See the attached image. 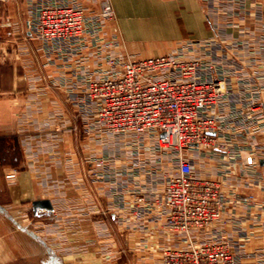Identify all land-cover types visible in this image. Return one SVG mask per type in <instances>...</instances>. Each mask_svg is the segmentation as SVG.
I'll list each match as a JSON object with an SVG mask.
<instances>
[{
  "label": "crops",
  "instance_id": "0c3cea01",
  "mask_svg": "<svg viewBox=\"0 0 264 264\" xmlns=\"http://www.w3.org/2000/svg\"><path fill=\"white\" fill-rule=\"evenodd\" d=\"M119 1L121 20L129 0L122 7ZM224 1L163 0L157 26L167 28L169 36L147 52L169 54L182 43H208L215 46L219 61L234 63L245 79L258 80L264 102V0H244L241 10ZM28 5L26 0H0V264H31L37 256L40 264H107L106 254L127 251L140 254L136 264H163V252L186 247L187 237L170 229L169 211L158 200L170 166L159 164L158 154L147 150L159 169L139 205L148 202L151 207L137 216L127 195L130 202L123 210H111L110 189L129 176L113 184L97 180L93 172L99 169L87 160L117 153L112 164L125 167L132 151L123 138L95 136L98 124L92 114L77 115L72 95L80 90L73 82L82 54L48 53L29 30ZM128 50L142 51L133 44ZM87 52L85 64L100 61L94 50ZM196 53L189 56L201 55ZM218 139L235 148L227 152L195 145L187 156L196 177L220 180L228 207L211 228L192 230V237L201 241L222 235L241 254L242 264H264V257L256 255L264 251V131ZM13 173L15 177H6ZM37 200H49L53 209L36 213Z\"/></svg>",
  "mask_w": 264,
  "mask_h": 264
},
{
  "label": "built area",
  "instance_id": "2783aa9c",
  "mask_svg": "<svg viewBox=\"0 0 264 264\" xmlns=\"http://www.w3.org/2000/svg\"><path fill=\"white\" fill-rule=\"evenodd\" d=\"M230 1L237 3L239 10L244 6V0ZM26 2L32 13L29 30L46 46L48 53L58 52L63 57L82 54V58L76 59L73 86L81 90L83 95L78 102L84 105L88 114L96 117L99 131L130 137L139 144L132 150V171L112 167L115 159L111 162V158L102 157L93 161L99 169L93 172L95 178L111 180L114 169L121 172L115 174V178L126 174L135 178L139 174L136 169L139 171L142 163L147 165L142 162L140 147L156 153L170 149L176 157L173 163L177 170L169 181L166 196L158 199L160 204L172 210L168 218L170 224H174L173 209L182 205L175 203L171 194H180L182 190L186 192L182 203L194 206L188 215L177 216L193 221L196 212L207 223L219 218L226 207L225 196L222 193L218 196L216 184L198 180L194 162L187 152L192 146L216 142L219 135L228 134L226 131L239 136L249 129L258 133L264 131L263 90L258 80L245 79L234 63L229 65L219 61L215 46L199 41L183 44L178 51L166 55L128 60L113 56L102 44L95 53L100 61L85 64L89 56L84 54H88V49L93 50L98 39L94 37L97 31L89 24L84 7L74 0ZM102 11L103 17L112 12L108 0L103 1ZM236 14L232 12L233 16ZM196 50L201 55L189 56ZM145 138L152 143H142ZM224 146L217 144L214 149L223 150ZM196 193L201 194L197 203L193 197ZM218 242L205 243L200 250L194 248V251L206 254L218 250L211 254L210 264H226L219 258L224 248L211 246ZM227 261V264H236L232 257Z\"/></svg>",
  "mask_w": 264,
  "mask_h": 264
},
{
  "label": "rangeland",
  "instance_id": "374dc122",
  "mask_svg": "<svg viewBox=\"0 0 264 264\" xmlns=\"http://www.w3.org/2000/svg\"><path fill=\"white\" fill-rule=\"evenodd\" d=\"M76 2H78L79 5H81L82 7H84L85 13L86 15L89 17V24H93V30L97 31L96 35L94 37H97L98 41L94 42L96 44H94L93 46V50L97 51L98 47L101 46L102 44L107 48V50H110V53L113 56V53H124L123 55H119L121 58H123L124 60H128V59H132V58H144V57H153V56H161V55H166V54H156V53H150L148 54L147 51H153L154 47H152L153 45H157L158 40H163L166 39V37L169 36V32L167 28H161L160 26H157V22L158 19L164 15V11L161 12L160 10L163 9V0H129V3H123V0L120 2L119 0H108V4H110L111 8H112V12L110 13L109 16L107 17H103V11H102V3L103 1H107V0H74ZM118 1H119V6H124L123 8V18L120 20V16L119 14H117V6H118ZM222 2V0H221ZM225 3L229 2L231 3V1L229 0H225ZM128 4V6H127ZM130 4L131 6L134 5V7H137L135 10H130ZM223 4V3H222ZM29 6V5H28ZM127 6V7H126ZM30 8V17L32 16L31 13V6H29ZM219 9V8H218ZM164 10V9H163ZM128 11V12H127ZM127 13V14H126ZM31 19V18H30ZM98 24V25H97ZM228 25H233V24H228ZM122 28H125L122 29ZM100 40V41H99ZM131 44H133L134 46H137L138 48H140L142 51H140V55L139 53H129L128 49H131ZM110 45V46H108ZM183 46V43L176 46V49L174 52L178 51L181 47ZM127 51V52H126ZM196 52H198L197 50L192 52V54H197ZM158 53V52H157ZM82 93L81 90L78 94H73L72 96L77 97L75 99V101L77 102L79 108L77 109V115L78 116H85L87 113L86 108L84 107V105H81L80 102H78V100L80 99V97H82ZM93 115V114H92ZM94 116V115H93ZM96 120V117H94ZM251 129H249L247 131V133L250 131ZM81 130L78 129V133ZM251 132V131H250ZM92 133H94L95 136H100V135H109V134H102L99 129H98V125L94 128V130L92 131ZM228 133L230 134L231 131H228ZM113 138H123L124 142H125V146L127 148H129L131 151L135 148L137 149L139 144L135 143L134 140H132V138L130 137H126V136H121V137H117L114 135H111ZM149 138H145V140L142 141V143L144 142L145 144H151L152 142H150L148 140ZM233 140H236L233 138ZM137 141V140H136ZM243 141H245L244 139L242 140V145L245 146L247 143H244ZM208 144H202L200 145L201 148L203 149H208V150H212L214 148V145L217 146V144H222L225 145L224 149H227V152H229L231 149H234L236 144H229L226 143L224 141L221 140H217L212 141L211 143ZM143 146V145H142ZM147 146V145H146ZM141 149V159L142 162H147V165H145L144 163H142L141 169L139 171H137L138 169H136V174L139 173L138 175H135L134 177H129L128 180H126L122 185L119 183H115V185L110 189V197L113 200V205H112V209L116 210L119 208L121 210H123L125 208L126 203L130 202L129 199H126L127 195H130V197L132 199V202L135 203L133 204L132 208H133V212L137 215V216H141L147 208H150L151 205H149V203L147 202V204L143 205L139 202H145L148 194L146 192V190H148V186L149 184H151L153 182V178L154 175L156 174L157 170L159 169L152 163L149 157V154H146L147 149H145L144 147H140ZM262 151H264V148H262ZM191 150V149H190ZM175 151V150H174ZM171 150L170 149H162L161 153H157L158 156L156 157L157 161L159 162V164L162 163H166L167 166H170V171L166 172V177L163 179L162 183H163V190L162 192L159 193L158 197H164L167 194V187L169 185V181L171 180V178L175 175L176 173V166L174 165L173 161L176 158L175 156H173L171 154ZM176 152V151H175ZM174 152V154H175ZM189 151L187 152L188 155ZM231 156V155H230ZM105 157L106 159L111 158V162H114L113 159L117 160L118 159V154H104L103 156H96L93 157L92 159H88L87 161H95L97 158H102ZM230 158L234 159V155H232ZM148 162L150 163L148 166ZM94 164V163H93ZM125 167H118L119 169L121 168H126L127 171H132V160L128 161L127 164L123 165ZM147 166V167H146ZM115 167V166H112ZM117 168V167H116ZM134 169V168H133ZM118 170V169H116ZM116 170H112L110 176H111V180H109V182H111V184H113V182H115L118 178H115V174L117 176V174H120L121 172H116ZM125 170V171H126ZM15 177L16 174L13 173ZM94 175V174H93ZM128 174H126L127 176ZM141 176V177H140ZM196 176V175H195ZM7 178H12L11 174H7L6 175ZM120 177V176H119ZM140 177L141 179H136ZM198 180H208L214 184H216V186H218L217 191L216 192L218 194V196H222V194L225 196L226 199V207H224V209L222 210L220 217L223 215V213L226 211L227 207H228V198L226 197V194L221 190V182L219 179L215 178V177H206V178H199L197 177ZM176 182V186H179L182 188V186L179 184V182ZM130 191V193H129ZM222 193V194H221ZM186 195V192L184 190H182V192H180V194H176V195H172V200L176 203V202H181L182 205H177L175 206V208L173 209L174 211V218H173V225H171L169 219L167 221L168 226L170 227V229L174 232V233H180V232H184L186 234V238H185V243H186V247L184 248H180V247H173V248H167L164 252H163V264H210L212 262V257L211 254L214 255L216 252H218V250H210L208 251V253H203V252H195L194 248L198 250H200V248L205 244H213V242H215V240H218L220 242L217 243V245H211L212 247H223L224 251H221V254L219 256L220 259L224 260L225 263H228V258H234V260L236 261V264H242V258H241V254H238L234 249L231 248L230 242L228 239L224 238L222 235H215V236H211L208 239L205 240H201V241H196L193 237H192V230L194 229H198V230H206L208 228H211L212 225L214 224L215 220L219 219H215L212 222L209 221L208 223L205 222V220L201 219V217L199 215H197V213L195 212V218L193 221L186 220L185 218L181 219V217L177 216L180 214H186L188 215L189 212H192V207L194 206H189L188 204H183L182 200L184 198V196ZM201 194L196 193L193 197L196 198L195 202L197 203L199 198H201L200 196ZM203 196V195H202ZM251 198H253V196H250ZM134 198V199H133ZM152 204V203H151ZM161 206H163L164 208H166L169 211V215L172 212L171 208L160 204ZM196 206V205H195ZM212 209V207H211ZM177 211H182L181 213H178ZM178 213V214H177ZM172 214V213H171ZM176 214V215H175ZM0 224H2V221H0ZM206 226V227H200V226ZM29 229H31L32 231L35 230V228L31 225H29ZM213 241V242H212ZM217 242V241H216ZM107 255V259H106V263L107 264H136V258L139 257V253H134V252H113V253H108ZM256 255L264 257V251L257 253ZM40 256V255H39ZM44 256V255H43ZM49 258V257H48ZM104 258V257H103ZM200 258H203L202 260ZM262 261H264L262 259ZM30 263L31 264H40L39 260H38V256L35 257L34 259H30ZM10 264V263H8ZM14 264V263H13ZM18 264H22L18 263Z\"/></svg>",
  "mask_w": 264,
  "mask_h": 264
},
{
  "label": "water",
  "instance_id": "95a60500",
  "mask_svg": "<svg viewBox=\"0 0 264 264\" xmlns=\"http://www.w3.org/2000/svg\"><path fill=\"white\" fill-rule=\"evenodd\" d=\"M33 206H34V210L36 213L39 209H42V208L45 210L53 209L49 200H37L34 202Z\"/></svg>",
  "mask_w": 264,
  "mask_h": 264
}]
</instances>
